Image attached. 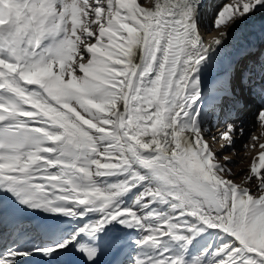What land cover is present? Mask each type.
Here are the masks:
<instances>
[{
	"label": "snow or ice",
	"instance_id": "1",
	"mask_svg": "<svg viewBox=\"0 0 264 264\" xmlns=\"http://www.w3.org/2000/svg\"><path fill=\"white\" fill-rule=\"evenodd\" d=\"M258 14L0 0V264H264Z\"/></svg>",
	"mask_w": 264,
	"mask_h": 264
},
{
	"label": "bare ground",
	"instance_id": "2",
	"mask_svg": "<svg viewBox=\"0 0 264 264\" xmlns=\"http://www.w3.org/2000/svg\"><path fill=\"white\" fill-rule=\"evenodd\" d=\"M219 1L220 0H212V3L215 5H218ZM89 2L91 3V0H89ZM140 2L143 3V0H140ZM230 2H231V0H229L228 3H230ZM262 17H264V14H258L257 15V22H259V20ZM239 33H240L239 29L234 30L232 32L228 43L225 45V48H227L230 44H234L235 42H238ZM216 36H218V31H216V30H213L211 32H205L204 33L205 43L211 42V40ZM247 119L249 121H251L253 124L256 123L255 116L252 115V113H249ZM217 130H218L217 128L212 129L213 132H216ZM251 131H252L251 127L247 128L246 129V135L244 137H241L240 139H238L237 144H236V151H237L238 155H235L233 157V163L229 165V167L232 169V171L234 173H236L234 179H236L237 182H239L243 178V174H242L241 170L243 169V171L246 172L247 167H248V163L250 162V158L247 155H245V149L243 147V144L245 142H247V139H248L247 133H250ZM260 131H261V129L257 126L256 134L259 135ZM217 147H218V145H217ZM227 154H231V152H229Z\"/></svg>",
	"mask_w": 264,
	"mask_h": 264
},
{
	"label": "rangeland",
	"instance_id": "3",
	"mask_svg": "<svg viewBox=\"0 0 264 264\" xmlns=\"http://www.w3.org/2000/svg\"><path fill=\"white\" fill-rule=\"evenodd\" d=\"M229 2V0H220L219 1V4L217 5V6H221L222 4H224V3H228ZM215 129V128H214Z\"/></svg>",
	"mask_w": 264,
	"mask_h": 264
}]
</instances>
